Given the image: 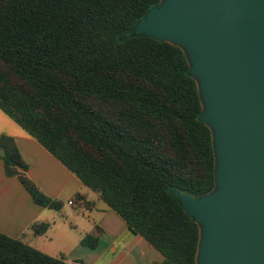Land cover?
Returning a JSON list of instances; mask_svg holds the SVG:
<instances>
[{
    "label": "trees",
    "instance_id": "obj_1",
    "mask_svg": "<svg viewBox=\"0 0 264 264\" xmlns=\"http://www.w3.org/2000/svg\"><path fill=\"white\" fill-rule=\"evenodd\" d=\"M160 2L0 0V108L163 253L153 264H196L199 226L175 190L214 187L213 138L186 53L134 32ZM0 157L37 203L60 207L13 136L0 134ZM0 264L73 263L0 231Z\"/></svg>",
    "mask_w": 264,
    "mask_h": 264
},
{
    "label": "water",
    "instance_id": "obj_2",
    "mask_svg": "<svg viewBox=\"0 0 264 264\" xmlns=\"http://www.w3.org/2000/svg\"><path fill=\"white\" fill-rule=\"evenodd\" d=\"M134 32L183 49L212 133L214 187L175 190L196 264H264V0H161Z\"/></svg>",
    "mask_w": 264,
    "mask_h": 264
},
{
    "label": "crops",
    "instance_id": "obj_3",
    "mask_svg": "<svg viewBox=\"0 0 264 264\" xmlns=\"http://www.w3.org/2000/svg\"><path fill=\"white\" fill-rule=\"evenodd\" d=\"M13 136L28 163L26 171L41 190L61 202L59 208L37 203L18 175L9 176L0 159V231L37 249L63 255L73 264H153L163 253L109 208L92 189L35 137L0 108V134ZM82 194L84 199H78ZM73 200V203L70 201ZM48 226L36 233L35 224ZM98 237L95 247L82 242Z\"/></svg>",
    "mask_w": 264,
    "mask_h": 264
},
{
    "label": "built area",
    "instance_id": "obj_4",
    "mask_svg": "<svg viewBox=\"0 0 264 264\" xmlns=\"http://www.w3.org/2000/svg\"><path fill=\"white\" fill-rule=\"evenodd\" d=\"M70 203H73V200H72V201H70Z\"/></svg>",
    "mask_w": 264,
    "mask_h": 264
},
{
    "label": "rangeland",
    "instance_id": "obj_5",
    "mask_svg": "<svg viewBox=\"0 0 264 264\" xmlns=\"http://www.w3.org/2000/svg\"><path fill=\"white\" fill-rule=\"evenodd\" d=\"M0 159H2V158L0 157Z\"/></svg>",
    "mask_w": 264,
    "mask_h": 264
}]
</instances>
